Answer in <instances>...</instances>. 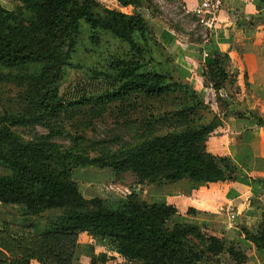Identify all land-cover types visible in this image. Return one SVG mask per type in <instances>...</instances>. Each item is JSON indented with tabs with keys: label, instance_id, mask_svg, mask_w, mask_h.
Listing matches in <instances>:
<instances>
[{
	"label": "trees",
	"instance_id": "16d2710c",
	"mask_svg": "<svg viewBox=\"0 0 264 264\" xmlns=\"http://www.w3.org/2000/svg\"><path fill=\"white\" fill-rule=\"evenodd\" d=\"M21 1L32 13L29 20H23L0 4V64L43 65L38 75H29L39 88L38 98L30 101L41 112L53 114L67 103L59 96V82L64 67L71 62L62 46L67 43L68 52L72 51V39L82 23L92 29L91 42L99 43V30L110 32L126 42L133 55L112 62L111 68L119 80L115 89L95 98L83 97L70 105L91 100L107 103L134 92L160 95L181 86L176 82L169 84L166 75L144 70L146 50L136 36L146 43L154 34L139 11L126 13L111 9L98 0ZM117 1L122 6L135 8L144 4V0ZM210 62L203 72L205 86L214 89L218 96L232 75L220 62L219 53L215 52L213 63ZM169 79L173 80L172 76ZM176 115L170 119L178 121L186 113ZM216 119L217 115L208 124L182 126L179 131L155 136L106 167L116 174L131 171L141 183L163 179L176 182L184 178L207 182L233 180L244 173L243 168L230 156H216L207 148L208 138L218 126ZM27 123L24 116L0 114V165L10 170L9 174H0V202L23 205L25 215L32 217L45 211L61 212L49 219L41 233L33 232L32 224L4 223L0 229V264H31L32 260L41 264H77L79 232L110 238L124 257L144 264H203L193 238L203 246V253L218 256L228 252L237 263L247 260L246 253L227 246L224 239L206 228L182 222L170 226L171 217L178 211L174 204L148 203L133 193L125 201L84 197L73 172L77 167L95 162L59 152L49 136L21 142L10 128ZM245 234L256 247L264 249V218L258 231L246 230ZM14 247L19 248L20 254L17 250L15 253ZM111 258L100 253L92 258L91 264H107Z\"/></svg>",
	"mask_w": 264,
	"mask_h": 264
},
{
	"label": "rangeland",
	"instance_id": "374dc122",
	"mask_svg": "<svg viewBox=\"0 0 264 264\" xmlns=\"http://www.w3.org/2000/svg\"><path fill=\"white\" fill-rule=\"evenodd\" d=\"M206 1H195L190 4L186 0H144L143 6L138 8L154 34L146 43L140 36H136L137 42L146 50L144 70L166 75L169 84L176 82L181 86L160 95L149 96L134 92L125 98L107 103L91 100L86 104L70 105L69 103L83 97L95 98L107 90L115 89L119 85V80L111 68L112 62L116 58H128L133 55L128 44L110 32L99 30V43L91 42L92 29L88 24L82 23L80 30L72 39V51L68 52L67 43L62 46L63 52L68 55L67 60L71 62V65L64 67L59 82V96L67 102L66 105L53 114H45L30 101L38 98L39 88L29 75H38L42 70V64L31 63L17 67L0 64V114L24 116L28 120L25 125L10 128L21 142L34 141L44 135L49 136L59 152L72 153L95 162L77 167L74 171L73 177L82 192L85 186L91 189L96 187L97 191L93 189V192L90 191L88 194L111 201H125L131 193L148 203L164 201L165 183H158L160 187L151 189H149L151 185L148 188L145 186L136 189L138 185L134 184L137 183V177L133 172L116 174L110 167H106V164L126 157L133 148L155 136L168 131H179L185 126L197 127L208 124L216 115L218 126L215 129L220 126L225 129L230 117L238 118L245 114L264 127L263 115L259 113V110L264 111V95L253 96L247 88L243 90V86L237 84L238 69L231 65L227 54L218 52L213 47L214 22L217 21L216 17L220 11L215 17L206 12L202 7ZM100 2L111 9L121 8L117 0ZM0 4L8 10L15 11L23 20L32 17V13L25 8L21 0H0ZM130 8L124 9L123 12L137 11ZM215 52L219 53L220 62L232 75L218 96L212 88V91L201 93L192 87L193 84L189 85L181 79L184 73H189L196 77L195 81L199 80L197 77L203 75L205 66L211 63V60L213 63ZM170 76L173 80L169 79ZM203 80L205 84L204 75ZM235 103V108L230 109V105ZM180 112L186 113V116L178 121L170 119ZM97 164H103L105 167H99ZM9 173V169L0 165V174ZM60 212V210L43 212L40 215L39 225H42L40 227L43 228V224L47 226L49 219L56 217ZM4 213H8V210L0 205V214ZM2 215L0 223L4 224L8 217ZM8 223L35 226L31 220L19 224ZM173 223L170 221L169 225L172 226ZM241 228L244 233L248 230L244 226ZM225 242L227 246H234L236 250L247 252L236 242L229 240ZM192 243L197 245L196 253L203 264H247V260L237 263L228 252L218 256L203 253V246L195 238L192 239ZM102 244L104 248L101 246L98 250L102 251L96 254L85 245H80L75 261L81 260L82 264L84 259H88L91 264L92 258L99 256L100 253H106L112 257L107 264H119L118 256H114V243L105 241ZM14 249L15 253L17 250V254H20L19 248ZM7 255L10 256L9 253ZM250 264H256V261Z\"/></svg>",
	"mask_w": 264,
	"mask_h": 264
},
{
	"label": "crops",
	"instance_id": "0c3cea01",
	"mask_svg": "<svg viewBox=\"0 0 264 264\" xmlns=\"http://www.w3.org/2000/svg\"><path fill=\"white\" fill-rule=\"evenodd\" d=\"M186 1L191 4L204 0ZM120 7L118 10L121 11L129 7L139 11L132 5H120ZM216 19L212 35L213 47L218 52L227 54L231 65L238 69L237 84L242 85L243 90L247 88L253 96L264 95V1L224 0ZM245 76L248 77L246 85ZM197 78L199 80L195 81V76L189 73L183 75V80L190 85L193 84L192 87L201 93L212 91L211 87L205 86L202 74ZM241 99L244 101L243 98ZM230 106V109H234L236 103ZM259 113L263 115L264 119V111L260 112L259 110ZM207 145L208 150L214 155L230 156L243 167L245 173L237 175L233 180L219 182L184 178L176 182L163 179L153 183H141L137 178V183L134 186L138 185L136 189H140V187L148 188L151 185L149 188L151 189L160 187L158 183H165V199L157 203H171L177 207L178 211L170 221L191 223L206 228L213 235L236 242L243 250L245 249L248 255L247 264L255 261L256 264L257 262L264 264V249L256 247L248 240L241 228L244 226L249 231L256 232L264 218V127L258 121L254 122L248 118L246 114L238 118L230 117L226 122L225 129L220 126L214 130ZM73 176H75V172H73ZM93 189L97 191L96 187ZM93 189L85 186L84 192H81L84 197L91 198L93 196L88 193ZM0 205L8 210V213L0 214L8 217L7 222L19 224L22 221L31 220L35 223L33 232L41 233L46 229L44 224L43 228L40 227L42 225H39L41 216L25 215L23 205L2 202ZM228 205H232L236 212V217L233 219H230L229 214L220 209L221 206ZM230 221L234 224L230 225ZM2 225L0 223V229H2ZM78 235V248L80 245H85L91 251L93 250L94 254L102 251L98 249H101V246L104 248L103 242L108 241L111 244L112 241L110 238L90 235L88 232H79ZM105 251L109 250H103V252ZM115 255L118 256L119 264H144L138 259L124 257L117 248H115ZM80 261L77 260L79 264H81ZM31 264L41 263L32 260ZM82 264L90 263L88 259H84Z\"/></svg>",
	"mask_w": 264,
	"mask_h": 264
},
{
	"label": "built area",
	"instance_id": "2783aa9c",
	"mask_svg": "<svg viewBox=\"0 0 264 264\" xmlns=\"http://www.w3.org/2000/svg\"><path fill=\"white\" fill-rule=\"evenodd\" d=\"M223 4H224V0H207L203 4L202 7L205 8L206 12L212 14V16L214 15V17H215L216 14L222 8ZM220 209H221V211L228 213L230 216V219H233L236 217V212L234 211V208L232 205L221 206ZM230 224L233 225L234 223L230 221Z\"/></svg>",
	"mask_w": 264,
	"mask_h": 264
}]
</instances>
